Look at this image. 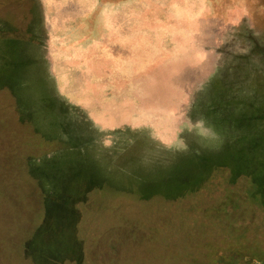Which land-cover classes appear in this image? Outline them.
<instances>
[{"label": "rangeland", "instance_id": "obj_1", "mask_svg": "<svg viewBox=\"0 0 264 264\" xmlns=\"http://www.w3.org/2000/svg\"><path fill=\"white\" fill-rule=\"evenodd\" d=\"M37 5L47 65L28 64L27 1L0 0V264L230 262L264 227V25L199 33L182 0ZM108 13L127 54L99 64L72 44L103 41Z\"/></svg>", "mask_w": 264, "mask_h": 264}, {"label": "crops", "instance_id": "obj_2", "mask_svg": "<svg viewBox=\"0 0 264 264\" xmlns=\"http://www.w3.org/2000/svg\"><path fill=\"white\" fill-rule=\"evenodd\" d=\"M27 1L28 4V13L23 18L24 25L27 26L25 30V38L22 40L23 45L29 48L30 60L28 64L30 65H47L50 63V60L47 56V45L45 41L43 42L41 36L35 31L34 28L42 25V17L40 8L37 5V0H23V2ZM75 1H85L86 6V15L89 17L90 13L93 10H89L88 2L89 0H75ZM109 2L111 0H108ZM113 1H123V0H113ZM154 1H162V0H154ZM164 1V0H163ZM209 2V3H208ZM229 2V4H227ZM225 7V8H224ZM67 8H71L68 6ZM182 12L181 14L187 19L185 22L191 23L190 17L193 16V22H198L200 28L195 30L199 33L207 34L216 32L217 28H215L218 23L220 26L224 21L223 17H229L233 22L241 21L245 23L246 21L252 23V25H264V0H182L181 5ZM225 11L226 13H224ZM108 25H105L103 41L101 42H85L84 38L87 36L80 37V41H77L75 45L72 44L73 47H77L78 52L82 55L85 50L87 51L86 56L90 58L92 62H96L99 64H105V61H110L114 59V54L111 52V49H124V55L126 53V44L123 42L112 41V26L110 24V13H108ZM122 13L121 10L118 11V17L121 18ZM68 18L70 16H67ZM188 17V18H187ZM207 17L211 18V21L208 22ZM257 18V20H255ZM262 19L261 21L259 19ZM91 19V18H90ZM214 20V22H213ZM213 28H212V24ZM216 23V24H215ZM16 23L8 21V26H6V31L13 32L16 30ZM209 28H206L208 27ZM120 28V27H119ZM89 30V29H88ZM120 30V29H119ZM118 30V32H120ZM258 31H264L259 30ZM75 33V31H72ZM88 33V32H87ZM30 34L31 36L27 37ZM76 38V37H75ZM114 38V37H113ZM82 40V41H81ZM205 43L206 35L202 39ZM21 43V42H20ZM204 50V60H198L196 62L207 64L206 60V46L202 47ZM117 54V53H116ZM86 58V59H87ZM120 62L123 58H119ZM195 62V63H196ZM35 75V74H34ZM104 75V74H101ZM264 91V90H262ZM264 98V92H261L260 95ZM62 97V96H61ZM262 100L261 105H255L258 107H264V99ZM66 107V106H65ZM256 108V109H257ZM264 226V224H262ZM246 243H239L237 247L233 248L234 250L228 252L229 257H231L230 262H226L225 264H264V227L261 230H255L251 234L246 235ZM241 245V246H240ZM228 257V256H227Z\"/></svg>", "mask_w": 264, "mask_h": 264}, {"label": "trees", "instance_id": "obj_3", "mask_svg": "<svg viewBox=\"0 0 264 264\" xmlns=\"http://www.w3.org/2000/svg\"><path fill=\"white\" fill-rule=\"evenodd\" d=\"M1 33V32H0ZM1 34H0V38H1ZM12 41V40H11ZM20 41V40H19ZM19 41H17V42H19ZM1 44V43H0ZM8 44H10V42L8 43ZM1 47V46H0ZM7 48L8 49H10L9 48V45H7ZM11 63V62H10ZM9 63V64H10ZM7 64H8V62H7ZM11 65V64H10ZM0 67L2 68V69H5L7 66L6 65H4L2 62H0ZM1 79V78H0ZM32 79V82L34 81V78H31ZM0 89H2V88H7L8 90L10 89V90H14L13 89V87L11 86V84H9L8 82H5V83H3L2 82V80H0ZM9 90V91H10ZM21 118V117H20ZM20 118L18 117V121H21L20 120ZM21 124V123H20ZM21 125H23V124H21ZM24 127L25 126H28V125H26V123H25V125H23ZM28 128V127H27ZM28 140H29V142L31 143V144H35V145H38V144H40V145H42V143H41V141H40V139H39V137H34V136H29L28 138H27ZM50 166V165H49ZM48 166V167H49ZM65 166L66 167H63V166H59V168H72V167H74L73 165H69V164H65ZM58 168V169H59ZM36 169H38V168H36ZM57 169V170H58ZM38 170H40V169H38ZM56 170V171H57ZM55 171V172H56ZM52 173H54V171H52L49 175H47L46 174V177H45V179H46V181H48V183L50 182V185H54V186H58V185H61L62 186V189H64L63 190V192L61 191V193H60V195H62L63 196V194H67V195H69L68 194V192H67V189L64 187L65 186V181H66V179H63L62 177H57L56 175H54V174H52ZM54 175V176H53ZM75 178H79V177H75ZM86 177L85 176H82L81 178H80V181H82V180H84ZM77 180H79V179H77ZM65 182V183H64ZM95 184V183H94ZM98 185V184H97ZM96 185V188L95 189H99L98 187L99 186H101V185H99V186H97ZM92 189V188H91ZM93 190H94V188H93ZM88 191H92V190H88ZM60 195H58V197H60ZM62 198H64L63 200L64 201H66V202H68V203H72V201L70 200L71 198L73 199L74 197H71L70 199H65V197H62Z\"/></svg>", "mask_w": 264, "mask_h": 264}, {"label": "clouds", "instance_id": "obj_4", "mask_svg": "<svg viewBox=\"0 0 264 264\" xmlns=\"http://www.w3.org/2000/svg\"><path fill=\"white\" fill-rule=\"evenodd\" d=\"M196 127L201 130V134L204 137H209V138H216L217 134L213 131V129L204 127L202 121H198L196 124Z\"/></svg>", "mask_w": 264, "mask_h": 264}]
</instances>
